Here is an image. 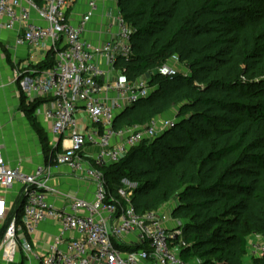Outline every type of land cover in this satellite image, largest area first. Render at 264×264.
Instances as JSON below:
<instances>
[{
	"label": "trees",
	"instance_id": "16d2710c",
	"mask_svg": "<svg viewBox=\"0 0 264 264\" xmlns=\"http://www.w3.org/2000/svg\"><path fill=\"white\" fill-rule=\"evenodd\" d=\"M133 30L131 54L115 68L133 82L173 57L187 74L151 76L152 94L125 108L113 130L144 126L173 112V125L105 167L108 192L131 186L139 216L174 203L170 217L187 264H264L247 258L250 237H264V0H118ZM38 71L53 68L55 57ZM23 97H25L23 95ZM42 99L21 107L51 151L34 114ZM126 203L122 201V207ZM22 198L10 210L20 224ZM147 250L145 244L119 247Z\"/></svg>",
	"mask_w": 264,
	"mask_h": 264
},
{
	"label": "built area",
	"instance_id": "2783aa9c",
	"mask_svg": "<svg viewBox=\"0 0 264 264\" xmlns=\"http://www.w3.org/2000/svg\"><path fill=\"white\" fill-rule=\"evenodd\" d=\"M75 1L0 0V33L19 28L18 42L32 48L47 46L53 52V68L37 79H25L21 86L31 101L50 100V108L40 114L50 123L53 135L69 132L68 147L30 174L6 164L0 151V223L12 209L5 194L13 187H18L16 199L22 198L23 205L20 224L11 219L2 234L0 224L1 258L14 262L20 252L27 261L39 264H187L179 257L183 246L180 230L164 226L166 217L160 209L138 216L130 203L131 186L126 183L127 188L111 196L102 171L174 122L154 118L147 125L116 132L113 123L120 111L152 94L154 71L168 77L187 74L188 69L179 71L175 66L178 59L173 57L149 74L129 81L115 68L118 58L130 56L134 33L122 18L118 0H86V11L72 23L67 11ZM96 17L112 33L99 44L84 37ZM79 113L86 115L81 125L76 122ZM88 147L96 151L85 155ZM58 166L90 181L94 187L92 198L66 196V210L49 204L46 191H56L46 183ZM122 201L126 206L122 207ZM44 221L57 223L61 232L40 256L33 253L30 239ZM66 233L76 237L65 242ZM254 236L247 243L248 259L264 255V237ZM140 244H145L147 250L119 249Z\"/></svg>",
	"mask_w": 264,
	"mask_h": 264
},
{
	"label": "crops",
	"instance_id": "0c3cea01",
	"mask_svg": "<svg viewBox=\"0 0 264 264\" xmlns=\"http://www.w3.org/2000/svg\"><path fill=\"white\" fill-rule=\"evenodd\" d=\"M85 2L86 0H76L68 7L67 18L70 22H76L84 14L86 11ZM18 30L19 28L12 31L3 30L0 33V151L6 164L30 174L33 173L35 168L49 164L52 156L43 153L41 139H39L23 112V107H21L22 98L25 105L32 101L27 97L21 83L25 79H37L41 76V73L45 72H39L38 67L49 60L50 49L47 46L32 48L26 44H21L18 42ZM111 34L105 24L100 21V17H96L87 26L84 37L95 44H99ZM49 108L50 100L42 99V103L34 114V119L42 129L49 149L53 151L61 141L60 149L63 151L69 145V132L60 136L53 135L50 123L40 114ZM173 115L174 113L171 111L158 118L169 120L172 119ZM85 120L86 115L79 113L76 122L81 125ZM95 151L94 147H88L84 154L92 155ZM52 172V176L48 179L46 185L57 193L46 191V195L49 204H52L56 209H68L69 204L65 200L66 196L72 199L90 200L92 198L94 187L90 181L75 176L64 166H58ZM18 191V187H13L5 194L11 206L17 200ZM173 206L174 203L160 209L166 217L164 226L167 229L178 228L182 225L181 221L170 217ZM7 218L8 215L1 221L2 227L8 223ZM60 232L57 223L52 221L42 222L30 239L33 253L40 256L45 253L48 245L56 240ZM63 237L65 242H68L76 236L75 234L66 233ZM255 238V236L250 237L248 242ZM16 255L15 261L10 263L4 262L0 255V264H39L35 260L27 261L20 252Z\"/></svg>",
	"mask_w": 264,
	"mask_h": 264
},
{
	"label": "rangeland",
	"instance_id": "374dc122",
	"mask_svg": "<svg viewBox=\"0 0 264 264\" xmlns=\"http://www.w3.org/2000/svg\"><path fill=\"white\" fill-rule=\"evenodd\" d=\"M175 66H176V68H177L179 71H182V70L185 69V67H184L183 65H180V64H175ZM170 118H171V117H170ZM15 203H16V200L14 201V203H12V206H13V207H14ZM13 207H12V209H13ZM9 213H10V212H9ZM8 216H9V214H8Z\"/></svg>",
	"mask_w": 264,
	"mask_h": 264
},
{
	"label": "water",
	"instance_id": "95a60500",
	"mask_svg": "<svg viewBox=\"0 0 264 264\" xmlns=\"http://www.w3.org/2000/svg\"><path fill=\"white\" fill-rule=\"evenodd\" d=\"M153 74H154V76H158L157 71H154ZM141 100H142V99H141ZM139 101H140V100H139ZM128 107H129V106H128ZM126 108H127V107H126ZM122 111H123V110H122ZM120 112H121V111H120ZM119 114H120V113H119ZM119 114H118V115H119ZM118 115H117V116H118ZM117 116H116V117H117ZM116 117H115V118H116Z\"/></svg>",
	"mask_w": 264,
	"mask_h": 264
}]
</instances>
